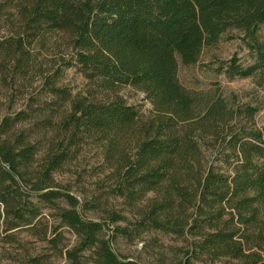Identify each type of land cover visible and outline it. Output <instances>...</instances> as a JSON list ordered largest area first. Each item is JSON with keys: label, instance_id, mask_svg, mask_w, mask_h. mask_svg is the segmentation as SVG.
Segmentation results:
<instances>
[{"label": "trees", "instance_id": "trees-1", "mask_svg": "<svg viewBox=\"0 0 264 264\" xmlns=\"http://www.w3.org/2000/svg\"><path fill=\"white\" fill-rule=\"evenodd\" d=\"M10 10L20 31L0 41V56L14 74L26 78L35 68L30 47L61 32L74 50L65 64L77 67L87 89L60 86L55 68L25 107L0 115V264H12L6 245L21 244L24 233L48 246L24 256L26 264H53L59 254L65 264H143L118 254L109 226L80 213L92 203L56 179L87 141L102 149L115 193L130 207L145 202L135 227L117 226L115 234H190L193 257L206 263L264 264V130L251 110L190 91L178 75L179 61L196 64L236 29L255 61L244 66L233 56L220 72L264 79V0H0V21H12ZM126 86L145 93L151 115L127 103ZM206 138L218 145L213 161ZM45 209L75 235L71 246L48 225Z\"/></svg>", "mask_w": 264, "mask_h": 264}, {"label": "rangeland", "instance_id": "rangeland-1", "mask_svg": "<svg viewBox=\"0 0 264 264\" xmlns=\"http://www.w3.org/2000/svg\"><path fill=\"white\" fill-rule=\"evenodd\" d=\"M10 10L12 21H0V41L16 37L20 31L16 26L15 16ZM7 19V18H5ZM264 40V25L259 32ZM35 68L26 76L20 78L14 74L9 62L0 56V115L7 111H16L25 107L30 95L39 91L43 78L53 73L55 68H61L58 84L66 87L73 94L87 89V79L75 65L67 66L74 53L69 38L65 33H50L38 39L31 47ZM237 56L239 63L248 66L255 61L239 30H230L222 35L220 41L204 49L199 61L193 65H185L179 61L178 75L181 83L190 91L207 95H222L231 107L254 113V123L264 130V79L260 77H246L229 79L220 72V65H228L229 60ZM5 59V60H4ZM121 95L129 104L136 106L143 116L153 112V105L143 91L131 86L123 87ZM241 120L248 121L243 117ZM41 145L46 143L45 133L36 135ZM205 152L209 161L216 159L217 146L210 138L205 140ZM56 179L61 186L68 188L81 202L90 201L92 209L80 207V213L87 218L104 221L108 226L107 233L111 236V245L120 255H128L138 259L143 264H212L193 257L191 242L193 236L186 234L179 236L160 230H146L132 238L122 234H115L117 226H128L133 229L138 219L137 210L145 202L130 207L125 199L115 193V181L111 169L105 162L102 149L91 141L78 146L71 160L63 171L56 173ZM149 194L148 196H150ZM45 220L50 227H58L63 231L64 243L71 246L75 242V235L68 227L56 218L54 210L45 209ZM118 218L119 220L113 221ZM51 233V228L48 231ZM21 244H7L9 247L5 260L12 264H26L24 256L38 252H47L46 241L38 236L22 234ZM4 245L0 242V246ZM1 249V248H0ZM53 264H65L64 255L52 256ZM215 264H233L230 259L216 261Z\"/></svg>", "mask_w": 264, "mask_h": 264}]
</instances>
